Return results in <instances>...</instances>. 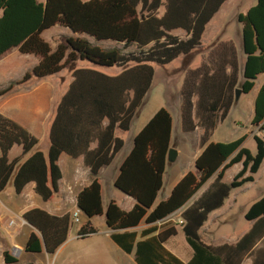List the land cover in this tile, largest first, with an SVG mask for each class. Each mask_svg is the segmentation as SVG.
Masks as SVG:
<instances>
[{
    "label": "trees",
    "instance_id": "obj_1",
    "mask_svg": "<svg viewBox=\"0 0 264 264\" xmlns=\"http://www.w3.org/2000/svg\"><path fill=\"white\" fill-rule=\"evenodd\" d=\"M226 1L0 0V58L15 48L23 55L40 57L31 71L1 89L0 95L34 77L46 78L65 68L74 77L56 107L47 152L30 130L0 112V193L12 185L22 194L34 182L35 192L49 201L60 191L61 156H83L93 181L77 198L87 217L80 237L97 233L93 218L105 215L115 242L128 253L135 252L138 264H242L264 240V195L247 210L245 218L255 223L236 244L214 247L199 231L233 190L256 180L264 163L261 135H254L256 153L245 146L247 135L232 141H212L218 124L237 103V90L250 93L264 74V0L238 17L246 55L243 68L234 43L222 42L210 52L209 61L187 72L181 90L182 128L185 132L201 129L197 170L185 173L171 195L156 204L165 185L174 127L171 111L163 107L135 137L134 148L124 159L116 181L121 191L136 200L135 206L127 211L112 200L105 208L99 178L101 170L111 165L125 146L117 132L130 131L147 102L155 81V65H168L199 49L208 23ZM57 25L75 34L60 36L54 42L46 39L44 32ZM178 30L186 36L176 35ZM102 41H112L109 43L115 46L103 47L99 44ZM132 47L135 50H130ZM81 61L92 67L78 68ZM98 67L121 71L108 74ZM252 124L264 130V83L255 100ZM15 146L23 151L11 159ZM237 164H242V169L231 182H225L226 173ZM211 179L209 189L182 213L184 232L194 249L192 260L186 263L165 246L177 228L159 231V223L182 209ZM24 218L38 230L25 246L31 253L46 250L55 254L73 225L72 214L59 216L39 207L27 210ZM143 222L152 226L143 230L139 239L133 228ZM4 258L7 264L19 261L9 250L4 251Z\"/></svg>",
    "mask_w": 264,
    "mask_h": 264
},
{
    "label": "crops",
    "instance_id": "obj_2",
    "mask_svg": "<svg viewBox=\"0 0 264 264\" xmlns=\"http://www.w3.org/2000/svg\"><path fill=\"white\" fill-rule=\"evenodd\" d=\"M39 1H45V0H39ZM257 2L258 0H227L222 5L220 10L216 13V15L213 17V19L208 23L206 31L203 35L201 47L198 50L194 51L192 54H190L193 55V57L191 63L187 67V71L189 69H195L201 66L202 61L204 60L202 55L205 53L206 54L209 53L213 46L222 42L234 43L241 62V68H243L246 62V55L244 53L243 37H242L243 26L238 21V17L242 13L244 14L247 13L252 6L257 4ZM1 14L2 11H0V15ZM219 20H222V24H220L217 27V29H215L216 31H214L213 32L214 34L212 35L211 31L214 29L213 28L214 25ZM232 21L235 23L234 26L235 27L237 26L236 27L237 30L239 29V31H241V36H237L233 34L231 30ZM225 23L226 26L227 24L229 25L226 27ZM61 28L65 29V27L57 25L45 31L44 37L46 32L50 30L52 31V29L53 31L55 29H58L59 32L57 31L49 34L51 39L54 36L55 38H58L60 36H71L75 34L74 32L71 34V32H68V30H64L60 32ZM46 39L50 40L49 37ZM201 49L204 51L200 54L201 60L198 61L199 55L196 54V52ZM22 56H27V58H24L26 60V64L22 62L23 59L21 58ZM28 57H33V58H28ZM39 61H40V57L35 55H23L21 54L18 48L12 49L7 53H5L0 58V73L1 74L4 73L9 77L8 79H5L4 81H2V83H0V90L8 87L12 81L21 80L23 76L27 72L31 71ZM16 66L20 67L19 71L14 75H12L14 76L12 77L10 74L13 71V68ZM77 67L89 68L92 66L85 65L79 62L77 64ZM120 71L121 70H119L116 74H118ZM52 77L53 79H51L50 76L42 79L34 77L26 83L17 85L15 89L12 90L10 93L4 96L0 95V112L14 119L19 124L23 125L28 130H30L35 136L39 138L40 143L43 139H45L48 142L46 149H43V147L40 144V148L45 152H47L50 147V129L52 126L53 116L56 107L60 102V100L62 99V97L64 96V94L68 91L71 83L74 80L71 70L68 68L63 69L60 73L52 75ZM263 83H264V74H261L257 80L255 88L251 91L254 93L253 94L254 109H255V100ZM182 87L183 85L179 89V93H181ZM60 91L62 93L57 95L58 92ZM180 97L181 100L178 106L176 108L173 107L179 128H181L182 126V116H181L182 96ZM139 115L137 117H139ZM253 116L254 113L251 117V122ZM147 123L148 122L141 124V126L138 127V129L133 131L131 128V130L127 132H123V131L117 132V134L125 140V146L121 150V152L116 156L113 163L109 166L104 167L99 175L102 184V196H103V204L105 208H107L108 204L112 200L116 201L123 209L127 211L131 210L136 204V200L132 196L127 195L116 186V181L120 175L121 166L124 159L131 153V151L134 148L135 137L140 133V131L146 126ZM174 129L175 126L173 127L171 148L172 147L177 148L176 143L174 141L175 140ZM257 130L258 128L254 126V130L251 132L252 136L254 137V135L256 134L263 136L264 131L258 132ZM195 132H199V138H200L201 129L197 128ZM248 136L249 135H247V138ZM93 146H96V144H94ZM199 150L200 151L196 153V158L202 152L201 147ZM22 151H23L22 147L15 146L10 153V158L13 159L21 155ZM169 162L170 161L168 160V163ZM59 164L61 166L63 173V178L60 181V191L49 201H43L42 198L35 192L34 182L28 184L25 190L22 192V194H17L15 188L12 185H10L5 192L0 193V201L2 203V208H5L15 214L13 216H10L11 219L7 218L8 214H6L5 212L0 214V244L2 245V254H3V257L1 258V264H7L4 258L5 250H9L12 255L16 256L19 259L17 263H13V264H138L136 261L135 252L128 253L119 244L115 242V240L112 237L113 230L108 227L105 215L96 217V219H100V224L98 226L95 225L96 227L99 228V231L84 238L79 236L80 228L87 221V217H85V219L83 218V220H81L83 221V223L77 229L71 228L67 241L57 250L55 254H49L46 250H44L41 253H31L25 250V246L28 242L29 237L33 232H38V230L35 227H33L29 222L27 221L24 222L25 219L24 213L29 209L39 207L47 210L51 214H55L59 216H62L67 213L73 214V212H75L78 209V204H77L78 194L85 187L89 186L93 181V175L91 169L86 165L83 156L75 158L68 154H63L59 160ZM242 167H243L242 164H237L232 168H236L238 173L242 169ZM263 170H264V163L260 171L256 175V180L254 182L247 183L243 187L249 184H253L255 182L257 183V178L259 177V174H262ZM213 181L214 179H211L206 185H204L182 209L178 210L174 214H171L165 221L159 223L160 226L159 231L165 230L167 228H173V226L177 228V234L171 236L165 243L167 249L170 250L172 253H174L173 237L177 236L180 233V231L184 232L183 226L185 224V220L182 216V213L187 208H189L195 201H197L200 197H202V195L209 189ZM173 188L174 187L172 186L171 188L166 190V180H165L164 188L160 191L156 204H158L164 199H167L171 195ZM241 188L233 190L230 197L227 200L231 198L234 199V201H236L234 193H236ZM263 195H264V189L261 191V195L258 199H260ZM258 199H254L253 201H250L249 205H247V210ZM227 200L224 204L225 207L223 206L220 209L215 210L218 211L217 213L218 215H216V217L213 218L212 213L215 212L213 211L209 215L208 220L205 222V224L202 226V228L199 231L202 239L206 243L214 247L223 246L226 244H230V245L236 244L253 227L255 223V221H249L250 222L249 226L243 228V230L239 235H237V237H233V238L225 237V236L222 237L221 230L225 229V227L227 226L226 224L233 222L234 219L233 216H229L233 206L232 205L228 206ZM245 213L243 214L244 216ZM12 219H16V224L13 226L9 224ZM151 226H152L151 224H147L143 222L141 225L133 229L139 233V239H142L141 237L142 231L150 228ZM4 237L5 240L3 239ZM185 237L187 240L186 234ZM169 244H171L170 245L171 247H168ZM15 246H19L21 248V253L19 255H16L14 253ZM174 247L178 249L177 244H175ZM180 248L181 249H178L177 252L180 254V256H185V258L183 259L182 257L178 256L176 253L174 254L177 255L180 259H182L184 262L189 263L194 256V249L192 248V246H191L192 248L191 250L190 248H187L184 245L181 246ZM253 251L254 253L253 252L249 253V255H247V257L245 258L242 264H264V240L260 241L255 246ZM24 253L26 255L24 257L25 262L22 263Z\"/></svg>",
    "mask_w": 264,
    "mask_h": 264
},
{
    "label": "rangeland",
    "instance_id": "obj_3",
    "mask_svg": "<svg viewBox=\"0 0 264 264\" xmlns=\"http://www.w3.org/2000/svg\"><path fill=\"white\" fill-rule=\"evenodd\" d=\"M164 11V9H163ZM231 30L234 35L241 36V31L239 29L237 30V26L235 27V23L232 21L231 22ZM222 24V20H219L215 25L214 29L211 31V34L213 35L215 29ZM229 24H227L228 26ZM226 26V23H225ZM226 26V27H227ZM62 31L68 30V32H71V29L65 28V29H60ZM59 32L58 29H55L53 31L50 30L46 32L45 37L51 40V41H56L55 36L51 39L49 34L54 33V32ZM224 31V30H223ZM50 32V33H49ZM176 35H179L181 37H185L186 34L182 30L175 31ZM211 35V36H212ZM91 40L93 42H96L94 38L91 37ZM112 41H102L99 44H101L103 47H112L115 46V43H109ZM221 43L213 46L210 50L217 49ZM218 46V47H217ZM130 50H135L134 47H132ZM198 50V49H197ZM204 50H199L196 52L198 54V61L201 60V53ZM209 53L203 54V62L209 61ZM193 55L189 56H181L174 62L161 66V65H155L156 67V76H155V81L153 84V87L148 95L147 102L142 108V111L137 117L133 123L132 131L138 129V127L141 126V124L145 122H149L154 115L163 107L169 109L174 117V138H175V143H176V149L179 152V156L175 162H169L167 166V171L165 175V180H166V190L171 188L172 186L175 187L176 184L180 181V179L184 176L185 173H187L189 170L196 171L195 167V159H196V153L200 151V138H199V132H185L181 126V128L178 127V121L174 112V108L178 106L181 100V93H179V89L183 85L186 75H187V67L192 61ZM22 62L26 64V60L24 58H27V56H22ZM28 58H33V57H28ZM28 63V61H27ZM81 63L85 65H90L89 62L87 61H81ZM19 66H16L13 68V71L11 72V76L14 75L19 71ZM98 69H101L109 74H116L120 69L119 68H104V67H98ZM190 70V69H189ZM8 75L6 74H1L0 73V83L4 81L5 79H8ZM14 77V76H12ZM51 79H53L52 76H50ZM261 80V79H260ZM62 92H58L57 95L61 94ZM253 92L250 93H242L240 99L237 101L235 106L231 109L228 117L221 121L216 130L213 133L212 136V141H232L235 139H238L244 135H249L245 145L252 150L253 153L257 152V143L255 138L252 136L251 132L254 130V126L251 122V117L254 113V102H253ZM258 128V132L264 131L261 130L260 127ZM264 137V133H263ZM41 146L43 149H46V146L48 142L43 139L41 141ZM0 154H1V149H0ZM237 173L236 168H232L227 172V175L225 177V181L230 182L235 174ZM174 189V188H173ZM264 189V170L262 174H259V177L257 178V183L249 184L245 187H242L239 189L235 194L236 201L234 199H229L227 200L228 206H233L232 211L230 212L229 216H233V222L226 224L227 226L225 229L221 230V236L222 237H237L243 230V228L248 227L250 222L245 218L243 215L245 211L247 210V205H249L250 201H253L254 199H258L261 195V191ZM235 192V191H234ZM226 204V205H227ZM13 207V206H12ZM225 207V206H224ZM5 212L7 215V218H10V216L15 215L14 213L10 212L9 210L2 208L1 213ZM247 212V211H246ZM0 213V214H1ZM218 211L213 212V218L216 217ZM246 214V213H245ZM85 215L82 213L81 214V220L83 218L85 219ZM232 218V217H231ZM11 219V218H10ZM9 219V220H10ZM73 220V225L72 229H77L83 221L77 223L75 222L74 218ZM93 224L94 225H99L100 224V219H93ZM5 240V237L3 238ZM178 245V249H181V246H186L187 248H191V246L188 244L185 234L183 231H180V233L173 237V252L176 253L178 256L180 254L177 252L178 249L174 247V245ZM171 244L168 245V247ZM180 246V247H179ZM175 249V250H174ZM177 249V250H176ZM25 253L23 255L22 263L25 262ZM3 257L2 254V245L0 244V264H1V258ZM183 259L185 256H180Z\"/></svg>",
    "mask_w": 264,
    "mask_h": 264
},
{
    "label": "built area",
    "instance_id": "obj_4",
    "mask_svg": "<svg viewBox=\"0 0 264 264\" xmlns=\"http://www.w3.org/2000/svg\"><path fill=\"white\" fill-rule=\"evenodd\" d=\"M1 209H2V203L0 201V213H1ZM81 214H82V211H81L80 208H78L75 212H73L72 217L74 218L75 222H77V223L81 222ZM25 221L26 220L24 219V222ZM9 224L11 226L15 225L16 224V219H12ZM14 253L16 255H19L21 253V248L19 246H15Z\"/></svg>",
    "mask_w": 264,
    "mask_h": 264
},
{
    "label": "water",
    "instance_id": "obj_5",
    "mask_svg": "<svg viewBox=\"0 0 264 264\" xmlns=\"http://www.w3.org/2000/svg\"><path fill=\"white\" fill-rule=\"evenodd\" d=\"M72 31V30H71ZM73 32V31H72ZM242 89H238L237 90V96H236V98H237V100H239L240 99V97H241V95H242ZM178 156H179V152H178V150L176 149V148H174V147H172V148H170V150H169V154H168V160L170 161V162H175L176 160H177V158H178ZM196 170H197V168H196ZM79 208V207H78ZM26 220V219H25ZM27 221V220H26ZM28 222V221H27Z\"/></svg>",
    "mask_w": 264,
    "mask_h": 264
}]
</instances>
